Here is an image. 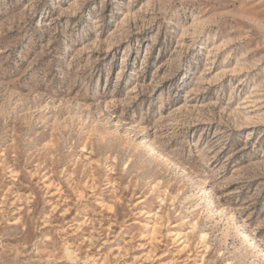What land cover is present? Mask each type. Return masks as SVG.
I'll use <instances>...</instances> for the list:
<instances>
[{
	"label": "rangeland",
	"instance_id": "obj_1",
	"mask_svg": "<svg viewBox=\"0 0 264 264\" xmlns=\"http://www.w3.org/2000/svg\"><path fill=\"white\" fill-rule=\"evenodd\" d=\"M0 264H264V0H0Z\"/></svg>",
	"mask_w": 264,
	"mask_h": 264
}]
</instances>
